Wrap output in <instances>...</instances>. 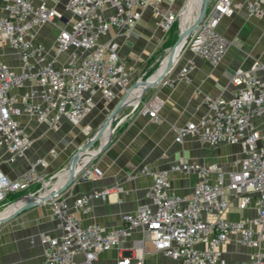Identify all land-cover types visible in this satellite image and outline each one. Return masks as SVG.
Returning <instances> with one entry per match:
<instances>
[{"label":"built area","instance_id":"built-area-1","mask_svg":"<svg viewBox=\"0 0 264 264\" xmlns=\"http://www.w3.org/2000/svg\"><path fill=\"white\" fill-rule=\"evenodd\" d=\"M154 1L158 0H66L60 11L59 0H0V147L10 154V162L23 156L32 144L20 118L29 116L51 128L62 121L75 127L91 113L96 93L110 102L115 87L123 95L128 92L132 83L118 42L101 39L111 29L130 31L141 17L140 8ZM235 7L232 0H208L204 18L183 48L218 65L230 46L218 33L220 17L231 16ZM186 8L162 14L160 26L165 34L172 31ZM247 10L263 16L264 0L250 1ZM46 26L57 29L49 48L47 37L40 33ZM6 54L18 64L6 62ZM192 65L190 62L182 70V77H187ZM262 68L257 62L249 69H236L231 79L233 98L207 95L205 118L177 130L182 142L190 134L210 146H240L244 156L239 170L226 173L218 166L175 162L153 175L152 186L146 190L148 203L123 214L122 225L109 231L96 223H84L83 215L94 200L110 196L113 188L81 195L72 202L63 197L64 192L51 197L45 204L60 235L41 238L45 254L39 264H99L101 253L120 251L121 243L134 234L139 237L129 250L133 254L141 251L142 256L121 254L116 264H146L151 254L175 264H218L215 249L231 240L253 249L250 264H264V132L257 124L264 119V80L257 76ZM26 87L29 89L21 94L13 93ZM159 109L160 103L152 100L140 111L159 122ZM39 163H31L16 179L0 170V205L9 195L45 182ZM172 172L197 175L190 198L171 193ZM87 174L99 177L101 171L91 166ZM142 174L151 172L144 169ZM232 202L242 211L255 204L256 217L245 222L223 218ZM205 242L207 247H203Z\"/></svg>","mask_w":264,"mask_h":264},{"label":"crops","instance_id":"crops-1","mask_svg":"<svg viewBox=\"0 0 264 264\" xmlns=\"http://www.w3.org/2000/svg\"><path fill=\"white\" fill-rule=\"evenodd\" d=\"M190 1H154L153 4L140 8L141 17L130 31L119 32L111 29L101 39V42L116 39L131 83L151 70L152 61L156 60L159 50L164 49L168 43V34H165L160 26L162 14L169 11L178 12L182 7L188 6ZM232 1L236 5L233 14L220 17L217 28L218 33L230 41V46L218 65L209 64L189 50L184 51L169 75L158 86L142 93L138 108L133 105L122 110L110 144L91 165L99 168L101 175L96 177L87 174L86 170L64 191L63 197L72 202L84 194L104 188L114 189L105 199L99 198L92 202L91 210L83 215L84 223H96L107 231L121 226L120 219L123 214L134 212L148 203L146 190L152 186L153 175L168 169L175 162L183 160L218 166L226 173L240 169L244 156L240 146H210L190 134L183 142L177 139L178 129L185 128L190 123L198 124L208 114V109L203 103L204 97L211 95L225 99L233 98L231 79L236 69H249L259 62L263 68L258 71L257 76L264 80V15L259 17L249 13L247 3L254 0ZM65 3L66 0H59L60 11H64ZM195 16L196 12L192 14L193 21ZM40 33L47 37L46 46L49 48L52 44L50 39L56 36L57 29L46 26L40 28ZM3 58L12 66L18 64L9 54ZM190 62H193L192 69L184 78L181 72ZM28 89H15L13 93L21 94ZM113 91L116 95L110 102L96 93L91 113L75 127L62 121L59 127L51 128L49 124L38 123L29 116L20 118L25 131L32 139V144L26 153L14 162H10V154L0 147V170L10 178L16 179L31 163L40 161L38 169L44 177L58 173L78 148L87 142L88 137L103 125L118 104L123 93L118 87ZM132 99L134 96L130 98V103L133 104ZM152 100L160 103L159 122L153 121L140 111L144 103ZM257 124L264 132V119H259ZM94 153L95 151L86 152L79 160L89 158ZM144 169H148L151 175L142 174ZM211 178L215 180L214 175ZM170 179L171 193L187 198L191 197L198 182L197 175L179 172L170 173ZM28 194L29 192L23 195ZM28 199L29 197L19 202ZM256 215L255 204L242 211L232 202L223 218L245 222L254 219ZM253 228L256 229L254 226ZM59 235L47 204L34 205L0 225V264H39L45 254L41 238ZM138 237L139 235L134 234L125 239L121 243L120 251L113 249L101 253L99 264H116L121 254L130 257L142 256L141 251L133 254L129 250ZM207 243L205 242L203 247H207ZM261 250L264 253V239ZM215 251L218 264H250L253 253L252 248L241 246L235 240L221 244ZM145 260L146 264H175L154 254L148 255Z\"/></svg>","mask_w":264,"mask_h":264},{"label":"water","instance_id":"water-1","mask_svg":"<svg viewBox=\"0 0 264 264\" xmlns=\"http://www.w3.org/2000/svg\"><path fill=\"white\" fill-rule=\"evenodd\" d=\"M208 6V0H201V7L199 12L196 14V17L194 19V21L192 22V24H190L188 26V28L186 29V32L184 34V38H185V42L187 40V38L192 34V32L197 28V26L199 25V23L202 21V18H204L206 9ZM180 37H182V29H180V33L177 35H174L173 40H172V46L170 48L167 49V56L165 57V59L167 58L168 60V64L166 65V67L164 68V70L155 78L153 79V77L157 74V72L159 71L160 67L153 73V75H151L147 80L145 81H138L135 84L131 85V87L129 88L128 92L124 95L123 99L120 100L118 102V104L114 107L113 111L110 113V115L107 117V119L104 121L103 125H101L97 131L92 135L91 138H89L87 140V142L78 148V150L74 153V155L71 157L70 161L67 163V165L65 167H63L58 173H56L55 177H57L56 182L54 183V186H56L59 182H60V178L63 174H66V179L65 181L62 183V185L58 188V190L56 191V193H51L50 195H48L47 197H45L44 199H42L39 202H34V198H36L37 196H39V193L41 190L48 189L49 186H51V184L48 181H45L43 183L42 188H40L37 192H34L32 194H28L25 196L20 197L15 203L9 205L8 209L11 208L12 206H15L20 200L24 199V198H28V201H26L25 203H23L22 205H18L12 212H10L9 214H7V216L0 218V225L8 222L9 220H11L12 218L16 217L17 215H19L21 212L34 207V205H38V204H42L45 203L48 199H50L51 197H54L56 195H59L61 193H63L65 190H68V188L74 183V181L80 176L81 172L84 170H80L78 171V164H79V158L80 156L85 152L88 151L95 143L97 142H101L100 143V147L98 149V153L95 155V157L93 158V160L91 161V163L97 159V157L107 148V146L110 144L112 138H113V134H114V130H115V122L117 121V119L119 118L120 113L122 112V110L126 107L129 106H133L134 104H129L130 101V96L131 94L139 87H143L145 91L150 90L155 88L156 86H158L166 77L167 75H169V73L171 72V69L173 68V65L179 55L178 52L176 55V50H177V43L180 40ZM183 43V47L184 44ZM142 83H146L145 85H141ZM143 96L140 97L139 101H141ZM109 133V139L108 142L103 144L102 141V136L105 132ZM90 163V164H91ZM89 164V165H90ZM7 209V210H8ZM7 210L2 211V214H4Z\"/></svg>","mask_w":264,"mask_h":264},{"label":"bare ground","instance_id":"bare-ground-1","mask_svg":"<svg viewBox=\"0 0 264 264\" xmlns=\"http://www.w3.org/2000/svg\"><path fill=\"white\" fill-rule=\"evenodd\" d=\"M200 7H201V0H191L189 2V5L187 6V10H186L185 14H183V19H182V22H181L182 23V25H181L182 26V28H181L182 29V37H180V40L177 43L176 55H177L178 52L182 51V49H183V43L185 42L184 41L185 40L184 34H185L186 29L188 28V26L190 24H192V22H193V20H192V18H193L192 17V14L194 12H196V14H197L199 12V10H200ZM167 64H164L163 66L160 67L159 71L153 77V79H155L164 70V68L166 67ZM145 84L146 83H141V85H145ZM144 91L145 90H144L143 87H139V88H137L131 94V96H134V99L131 100L134 105H136V103L139 102V99H140V97H141V95H142V93ZM129 104H132V103H130V101H129ZM108 139H109V133L106 131L103 134V136H102L103 144L107 143L108 142ZM98 149L95 151V153L91 157L86 158V159L84 158V159L79 160V164H78V168H77L78 171L85 169L91 163V161L93 160V158L95 157V155L98 153ZM66 176H67L66 174H63L61 176V178H60L61 179L60 182L55 187H52L51 189H46L44 192H42L41 194H39V196H37L36 198H34L33 201L34 202H39L42 199H44L45 197H47L48 195H50L51 193L52 194L53 193H56V191L58 190V188L65 181ZM25 202L26 201L18 202L15 206H12L11 208H9L4 214L0 215V218L3 219V217L7 216V214H9L10 212H12L18 205L20 206V205H22Z\"/></svg>","mask_w":264,"mask_h":264},{"label":"rangeland","instance_id":"rangeland-1","mask_svg":"<svg viewBox=\"0 0 264 264\" xmlns=\"http://www.w3.org/2000/svg\"><path fill=\"white\" fill-rule=\"evenodd\" d=\"M182 19H183V16H182V18L180 19V21L179 22H177L176 23V25H175V27H174V29L171 31V32H169L168 33V43L166 44V47L164 48V49H160L159 50V52H158V55L156 56V60H154V61H152L153 63H151L153 66H152V68H151V70L143 77V76H140V77H137L136 79H134V81H133V83H132V85L133 84H135L136 82H138V81H145V80H147L151 75H153V73L160 67V65H161V63H162V61L165 59V57L167 56V49L168 48H170L171 46H172V40H173V37H174V35H177V34H179L180 33V29L182 28ZM187 49H185V48H183L182 49V51L179 53V55H178V57H177V59H176V61L179 59V57H180V55L184 52V51H186ZM175 61V62H176ZM167 62H168V60H167V58L163 61V63H162V65L161 66H163L164 64H167ZM175 64V63H174ZM174 66V65H173ZM142 83V82H141ZM123 97H124V95L120 98V100H122L123 99ZM119 100V101H120ZM142 100V99H141ZM127 108V107H126ZM114 109V108H113ZM125 109V108H124ZM112 112V111H111ZM110 112V113H111ZM110 115V114H109ZM117 122H118V119H117V121L115 122V125L117 124ZM97 131V130H96ZM96 131H94L89 137H88V139L89 138H91L92 137V135L96 132ZM100 143L101 142H97V143H95L88 151H85L84 153H86V152H93V151H96L99 147H100ZM85 144V143H84ZM83 153V154H84ZM71 159V158H70ZM70 161V160H69ZM68 161V162H69ZM94 162V161H93ZM92 162V163H93ZM92 163L90 164V165H88L82 172H81V175H82V173H84V171H86V170H88L89 168H90V166L92 165ZM56 175V174H55ZM55 175H50V177H45V181H48L50 184H51V186H49L48 187V189H51L52 187H55L54 186V183L56 182V180H57V177H55ZM42 186H43V184H40V185H37V186H35V187H33L32 189H29L28 191H26V192H21V193H15V194H11V195H9L8 196V198H7V200H6V202L5 203H3V204H1L0 205V214L2 213V211H5V210H7L8 209V207H9V205H11V204H13V203H15L20 197H22V196H24L23 194H25V193H28L29 192V194H32V193H34V192H37L40 188H42ZM46 189L44 188L43 190H41L40 191V193L39 194H41L42 192H44ZM25 199V198H24Z\"/></svg>","mask_w":264,"mask_h":264},{"label":"trees","instance_id":"trees-1","mask_svg":"<svg viewBox=\"0 0 264 264\" xmlns=\"http://www.w3.org/2000/svg\"><path fill=\"white\" fill-rule=\"evenodd\" d=\"M175 25H176V24H175ZM174 27H175V26H174ZM173 29H174V28H173ZM173 29H172V30H173ZM168 42H169V41H168Z\"/></svg>","mask_w":264,"mask_h":264}]
</instances>
